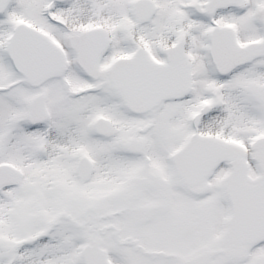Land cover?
Listing matches in <instances>:
<instances>
[{"label":"snow or ice","instance_id":"snow-or-ice-1","mask_svg":"<svg viewBox=\"0 0 264 264\" xmlns=\"http://www.w3.org/2000/svg\"><path fill=\"white\" fill-rule=\"evenodd\" d=\"M0 264H264V0H0Z\"/></svg>","mask_w":264,"mask_h":264}]
</instances>
